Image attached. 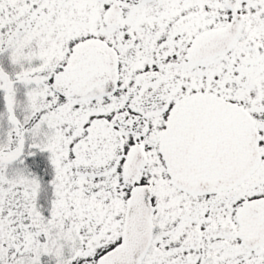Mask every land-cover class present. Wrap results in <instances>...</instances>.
Returning a JSON list of instances; mask_svg holds the SVG:
<instances>
[{
	"label": "snow or ice",
	"instance_id": "6c2138e0",
	"mask_svg": "<svg viewBox=\"0 0 264 264\" xmlns=\"http://www.w3.org/2000/svg\"><path fill=\"white\" fill-rule=\"evenodd\" d=\"M0 264H264V0H0Z\"/></svg>",
	"mask_w": 264,
	"mask_h": 264
}]
</instances>
